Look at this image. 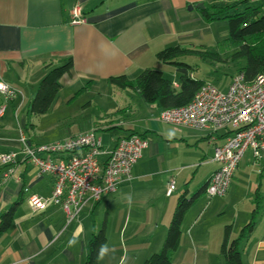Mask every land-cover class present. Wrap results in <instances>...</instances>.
Instances as JSON below:
<instances>
[{"label":"crops","instance_id":"obj_1","mask_svg":"<svg viewBox=\"0 0 264 264\" xmlns=\"http://www.w3.org/2000/svg\"><path fill=\"white\" fill-rule=\"evenodd\" d=\"M201 2L0 0V80L18 91L16 97L7 101L0 117V153L17 152L23 146L22 138L27 144L36 145L27 133L33 126L32 119L40 116L30 114L29 106L47 64L59 65L69 57L73 61L72 71L59 80L61 87L49 110L63 106L68 109L80 96L85 98L81 107L86 110L91 105V94L103 97L111 90L109 77L125 74L134 80L142 70L155 68L158 51L180 46L179 40L187 35L183 30L186 7L193 10ZM75 4L81 5L85 23H71ZM173 71H169L171 79L177 81ZM125 89L123 92H127ZM132 90L146 109L156 110L159 119L156 104L145 102L137 90ZM118 111L126 116L142 115L138 106L131 103ZM154 124L137 126L136 121H128L94 125L88 130H119L107 147L103 146L105 150H110L116 139L130 134L146 138L148 147L134 164L131 181L99 202L83 207L70 222L63 209L52 202L34 210L27 201L26 186L32 193L50 197L51 175L39 173L20 156L13 165L0 166V215L16 203L12 223L0 237V264H85L91 234L103 224L107 241L98 264H141L160 251L179 197L196 194L185 211L180 243L170 264H224L219 249L225 226H231L233 239L251 220L255 226L239 244L241 259L244 264H264V159L255 160L246 151L226 195L209 198L206 190L198 191L207 186L218 168L212 160L214 148L226 141L230 130L213 133L208 128H194L198 131L190 144L194 157L179 161L176 156L182 152V142L189 146L185 136ZM9 170V176L4 177ZM199 172L201 178L192 187ZM11 176L16 179L12 181ZM170 180H174L175 189L169 194ZM100 207L104 209L102 223L93 221L89 225V214ZM111 209L114 213H110Z\"/></svg>","mask_w":264,"mask_h":264},{"label":"built area","instance_id":"obj_2","mask_svg":"<svg viewBox=\"0 0 264 264\" xmlns=\"http://www.w3.org/2000/svg\"><path fill=\"white\" fill-rule=\"evenodd\" d=\"M85 22L81 5L75 4L71 9V23ZM17 93L16 88L0 80L3 97L0 117L7 101ZM159 119L178 126L208 128L213 133L230 130L226 141L214 148L212 160L218 168L206 186L209 198L224 197L246 151H250L255 160L264 159V71L252 81H246L242 72L234 73L225 91L204 82L189 103L161 110ZM21 141L23 159L30 161L39 173L53 177L49 198L24 188L29 205L39 210L52 202L63 209L68 222L75 219L83 207L99 202L105 195L116 192L121 184L131 181L132 168L148 147L146 138L132 134L116 139L113 147L105 150L101 137L93 129L39 147L27 144L25 138ZM17 158L15 151L0 153L2 165L11 164ZM8 173L4 177L7 178ZM174 189V180H170L167 193Z\"/></svg>","mask_w":264,"mask_h":264},{"label":"trees","instance_id":"obj_3","mask_svg":"<svg viewBox=\"0 0 264 264\" xmlns=\"http://www.w3.org/2000/svg\"><path fill=\"white\" fill-rule=\"evenodd\" d=\"M201 16L206 21L226 19L228 39L237 45V49L231 55V61L233 63L244 61L242 66H238L236 72H242L246 81H252L260 72L264 71V1L233 0L224 6L209 5L201 9ZM194 52L197 51L176 45L166 47L156 53L159 62L175 68L177 81L167 77L159 69L146 68L134 80H129L125 74H121L109 77L108 82L116 88L137 90L145 102L156 104L160 111L182 107L192 100L197 90L205 82V80L191 76V66L179 60L183 55ZM204 53L218 60L221 59L217 53H207L206 51ZM45 69L46 72L40 80L29 106V112L34 116H41L48 112L60 90L59 80L73 69L72 58H67L59 65L53 66L49 63ZM205 190L206 185L198 192ZM196 195L190 198L184 195L179 197L160 251L151 254L141 264H170L171 255L177 250L180 243L181 223L185 211L194 201ZM15 208L16 203L1 213L0 237L9 229ZM254 226L255 222L249 221L241 229L239 235L233 239H230L231 226H225L219 249L224 264H244L239 244L246 233L253 230ZM106 241V230L103 224L91 234L87 243L85 264L99 263V257Z\"/></svg>","mask_w":264,"mask_h":264},{"label":"rangeland","instance_id":"obj_4","mask_svg":"<svg viewBox=\"0 0 264 264\" xmlns=\"http://www.w3.org/2000/svg\"><path fill=\"white\" fill-rule=\"evenodd\" d=\"M231 1L233 0H203L205 3L203 6L206 7L214 3V5L224 6ZM199 4L200 3H197L193 10L189 8L190 6L186 7V20L183 30L187 35L185 38L179 40L180 46L195 49L197 52L185 54L180 57L179 60L191 66V76L205 80V82H210L220 91H225L228 83H230L231 76L236 73L238 66L244 64V61L240 60L239 63H233L231 61V55L237 49V45L228 39L226 19H216L213 21L204 20L200 15L201 9L198 8ZM180 29H182V27H180ZM205 51L207 53H217L220 55L221 59L218 60L215 57L207 56L204 53ZM154 67L162 70L165 75L170 78L172 75L169 71L175 69L173 66L162 62H157ZM173 72L177 75L176 71ZM110 89V91L103 94V97L91 94L89 96L91 105L88 106L86 110H83L81 107L86 103L85 98L80 96L72 103V107L68 109L63 106L61 109L49 110L45 115L33 118L31 121L33 126H29L30 128L27 134L31 136V139L36 144L34 146L39 147L69 136L88 132L94 125L102 126L105 124H123V122L136 121L137 126H145L146 123L148 126H152L154 122L156 128L161 127L171 131L182 132L185 136L184 138L189 142V146L185 142H182L183 145L179 148L182 152L180 155L176 156L179 161H190L194 157V148L190 146V144H193L196 140L198 131L194 128L175 126L162 122L158 119L156 110L153 108V111L146 109L144 102L142 100L139 102L137 97H135L134 91L130 88L125 89L127 92H123V89L116 87ZM128 103L138 106L139 111H142V115L139 113L126 116L118 111L128 105ZM96 133L101 137L102 144L105 148L109 144V140L119 134V130L111 128L107 130H98ZM22 148L23 146H21L19 150L17 149L18 157L20 156L21 159L24 157ZM14 163H16V161L8 165H13ZM0 166L2 167L3 165L0 163ZM3 171L4 170H2L1 173ZM10 171L11 170L8 172ZM201 175L202 174L199 172L197 180L191 183L192 187L195 186V181H199ZM11 179L13 181L16 178L11 176ZM180 182L182 186V181ZM179 184L178 182V185ZM25 188L30 190L28 186ZM110 213H114L113 209H111ZM103 217L104 209L100 207L93 211V215L89 214L87 222L89 225L92 224L93 221L101 224ZM117 221L118 218L114 219V223Z\"/></svg>","mask_w":264,"mask_h":264},{"label":"water","instance_id":"obj_5","mask_svg":"<svg viewBox=\"0 0 264 264\" xmlns=\"http://www.w3.org/2000/svg\"><path fill=\"white\" fill-rule=\"evenodd\" d=\"M204 6H203V3H200L199 5H198V8H200V9H202ZM190 9H191V7H189Z\"/></svg>","mask_w":264,"mask_h":264}]
</instances>
